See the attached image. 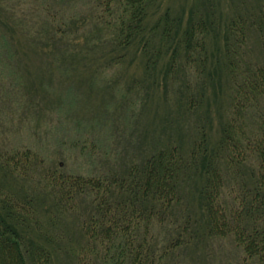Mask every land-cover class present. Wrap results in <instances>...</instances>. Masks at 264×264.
<instances>
[{
	"label": "trees",
	"instance_id": "trees-1",
	"mask_svg": "<svg viewBox=\"0 0 264 264\" xmlns=\"http://www.w3.org/2000/svg\"><path fill=\"white\" fill-rule=\"evenodd\" d=\"M51 1L37 6L50 9L51 18L39 15L33 21L37 14L21 20L10 10L13 5L0 0V59L14 58L15 42H34L51 72L63 66L68 77L69 66L77 69L74 61L88 59L99 65L93 78L125 68L128 104L139 89L149 98V92L163 93L165 101L172 89L179 92L180 108L186 98L189 111L207 95V61L216 63L207 37L214 32L220 35V69L212 72L219 78L223 68L227 75L229 110L216 136L194 123L188 145L181 139L158 142L103 174H63L58 166L39 170V153L0 150V264H179L170 255L175 248L211 237L232 241L239 253L236 264H264V0L242 15H221L218 32L213 12L211 20L202 8L207 0L176 15L169 6L162 9L163 0H88L92 7L81 20L76 13L63 14L73 0ZM16 27L24 42L16 40ZM252 33L262 43L260 59L246 54V36ZM8 66L3 70L11 71ZM18 74L15 87L21 84ZM39 79L43 90H53L51 78ZM211 85L215 90L219 84ZM77 145L73 140L70 148ZM86 145L83 140L82 149ZM34 172L37 181L31 180ZM19 176L23 181L17 186ZM29 179L37 194L27 190ZM189 194L194 202L186 200ZM75 198L87 203L81 245L65 244L63 234L53 232L57 218L76 210ZM156 224L166 229L162 238Z\"/></svg>",
	"mask_w": 264,
	"mask_h": 264
},
{
	"label": "rangeland",
	"instance_id": "rangeland-1",
	"mask_svg": "<svg viewBox=\"0 0 264 264\" xmlns=\"http://www.w3.org/2000/svg\"><path fill=\"white\" fill-rule=\"evenodd\" d=\"M2 1L4 5L5 2L7 5H13L10 10L21 20L35 17L33 14H37L33 21L39 20V15L46 21L45 15L52 12L50 9L45 11L41 9L44 8L43 4H52L51 0ZM199 1L206 0H163L162 9L169 6L176 15L183 10L188 12L190 6ZM207 1L208 6L202 5V8H205L204 11L210 15L208 18L211 20H213L211 12H213L214 22L217 23L214 29L217 31L220 28L218 23L221 15L229 16L235 13L242 15L243 11L257 7L263 0ZM74 2L73 7L64 5L67 10L63 14L68 16L70 13H76L74 18L81 20L84 14L89 13L92 6L88 0H73L71 5ZM38 4L41 6L40 9L37 8ZM218 14L219 16H215ZM48 16V19L51 18V14ZM183 16L184 19L187 17V15ZM76 23L77 21L74 20L73 26ZM87 25L86 27L89 28L90 26ZM21 29L17 27L15 29L16 40L24 42L20 34ZM219 38L220 35L214 32H210L207 37L208 52L213 54L216 63L217 58L220 60L217 50L221 48ZM216 40L217 43H214ZM245 44L248 57L261 58L263 47L257 35L252 33L246 36ZM36 46L34 42L26 44L15 42L12 47L14 58L0 59V150L28 149L39 153L42 159L39 170L58 166V170L63 174L108 173L111 168L124 166L125 158L135 159L141 151H149L157 147L155 145L158 142L173 143L181 139L183 146L188 145L194 123L198 124V127L211 128L209 131L216 136L221 127L219 121L222 119V114L226 115L229 110L230 90L227 89V75H223L224 70L221 68L222 76L216 77L217 74L212 72L213 67L217 70L220 68L218 64L212 63L211 57L207 61V73H205V79L208 80L207 95L196 108L194 107L195 110L193 108L188 111L186 98L182 97L181 101L185 104L180 108L177 100V97L181 98L179 92L172 89L167 101L163 98V93L157 92V95H153V92H149V98L144 95L146 91L139 89L140 93L130 98L134 104H128L125 100V68L122 71L119 67L118 72L110 70L108 76L104 78H93L91 73L99 65L92 66L93 62L88 59L86 62L74 61L77 69L69 66L71 70L66 71L68 77L61 72L63 66L55 67L51 72L49 70L52 66L44 58V50ZM2 64L3 66L8 64L11 71H7V67L3 70ZM209 71L212 72L211 77H208ZM18 73L21 76V84L15 87V75L19 77ZM190 75L189 72L187 76ZM43 77L52 79L48 82L52 83L53 90L47 92L41 88L39 78L43 79ZM214 80L219 84L215 90L211 85V81L215 82ZM116 84H120L121 87L115 94ZM68 85L72 88L66 98L64 90L67 92ZM112 92L115 96L110 98ZM207 111H212L208 118H206ZM73 140L77 141L76 149L70 148ZM83 140H87L84 149L81 147ZM36 175L34 172L31 180L37 181ZM31 180L28 181L30 183L27 185V190L34 195L39 191L34 189ZM14 181L18 186L23 179L19 176ZM191 194L186 198L190 202L193 201ZM74 203L76 210L70 208L65 216L57 218L53 232L62 233L65 244L77 240L81 245L86 242V236L81 232V222L88 214L83 212L87 203L78 198H75ZM49 204L50 201L47 206ZM154 228L158 237L165 236L166 229L161 225L156 224ZM170 255H173L179 264H236L239 258L238 251L227 237H211L200 242H192L188 247L175 248Z\"/></svg>",
	"mask_w": 264,
	"mask_h": 264
}]
</instances>
